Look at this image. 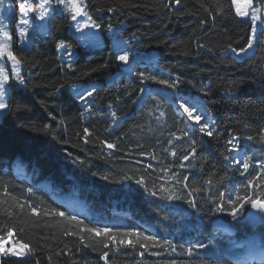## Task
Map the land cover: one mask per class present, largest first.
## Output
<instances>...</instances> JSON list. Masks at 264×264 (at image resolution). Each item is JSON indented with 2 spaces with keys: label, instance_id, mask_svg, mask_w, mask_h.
Segmentation results:
<instances>
[{
  "label": "trees",
  "instance_id": "obj_1",
  "mask_svg": "<svg viewBox=\"0 0 264 264\" xmlns=\"http://www.w3.org/2000/svg\"><path fill=\"white\" fill-rule=\"evenodd\" d=\"M7 2L0 0V33L10 30L11 50L27 86L8 65L10 107L0 117V235L13 228L15 238L28 243L30 251L25 258L0 257V264H104L99 252L81 244V235L84 244L90 242L87 234L63 235L58 227L63 218L34 215L32 206L70 212L83 222L80 227L135 229L176 247L175 253L150 247L141 256L144 250L138 245H110L109 264H264V252L243 262L227 256L219 246L224 241L211 232L213 225L186 202L149 196L134 180L112 183L91 174L110 173L119 179V169H140L137 178L144 175L149 186L168 189L177 186L176 177L187 176L190 188L185 191L203 187L201 181L214 164L217 175H223L221 155L230 134L240 135L245 126L252 131L264 126V27L256 32L252 52L236 58L230 48H247L252 25L236 15L232 0H83L102 25L99 48L83 46L62 9L51 11L46 35L36 31L26 47L15 28L18 12L8 20L1 11ZM254 4L264 9V0ZM113 33L131 49L128 65L112 54ZM59 41L70 45L63 55ZM129 66L132 71L126 72ZM140 73L183 81L170 88L177 101L162 99L155 87H169L141 80ZM56 88L59 91L52 94ZM77 88L92 91V96L86 93V100L80 101ZM187 101L192 106L201 103L214 115L217 130L206 147L193 125L188 137L197 141V154L189 162L192 167L182 169L178 165L189 141L181 129L188 131L192 123L179 105ZM85 139L92 142L85 144ZM77 143L81 147L73 146ZM107 143L116 147L108 149ZM72 157L85 161L84 168ZM228 176L218 189L236 183L233 169ZM230 228L227 237L257 238L264 248V224L255 230L238 223ZM192 243L206 247L188 256Z\"/></svg>",
  "mask_w": 264,
  "mask_h": 264
},
{
  "label": "snow or ice",
  "instance_id": "obj_2",
  "mask_svg": "<svg viewBox=\"0 0 264 264\" xmlns=\"http://www.w3.org/2000/svg\"><path fill=\"white\" fill-rule=\"evenodd\" d=\"M180 0H176V3H179ZM233 5L235 6V12L237 16L245 17L249 15L248 9L252 6V0H232ZM62 9L64 13L68 14V18L73 22V27L77 32H81L83 29H101L102 25L93 19V16L87 10V6L83 3V0H38V2H32V0H20L18 4L19 13L23 17H29L33 14L43 21L47 16L50 15L51 11H58ZM112 11V9H109ZM260 9H253L250 22L252 25V36L247 42V48L241 47L239 50L235 48H230V51L236 58H239L241 55L246 54L249 49L253 48V42L256 40V31L257 27H264V19H260L257 13ZM259 20V25L257 21ZM19 36L24 38L28 29L31 26L29 19H22L20 21ZM111 32V26L108 29ZM116 33H113L114 39L112 44L113 55L115 60L120 62L123 65L129 64V52L130 48L127 47V42L120 41L116 39ZM3 36L8 38V42L0 41V57H7L8 59L14 62V65L18 63L16 58L11 50V36L8 31H3ZM98 34L95 32L89 33L91 38L92 47H100V41L97 39ZM57 48L61 50H67L70 48V45L66 44L64 41H59L57 43ZM127 48V50H124ZM71 67V65H69ZM131 66L126 69V72H131ZM16 76L21 85H25V78L20 75L19 71H16ZM141 80H152L160 85H165L169 88L175 89L179 83L183 81L176 79H160L153 76H145L143 73L139 74ZM8 75H0V97L5 94V82L8 81ZM59 91V88L54 89L52 94H55ZM143 91V89H141ZM201 92H204L205 89L202 87ZM87 96H92V91L87 92ZM75 97L80 101H85L86 97L79 90H76ZM91 102L88 101L85 104V108L90 106ZM10 105L0 101V110H8ZM180 108L183 109V112L187 114V117L193 124L187 125L188 131L181 129V132L184 136L188 137V132L193 130V125L198 126V131L204 136L212 137L214 131V121L211 120V117H208V120L201 123L202 116L194 115L196 111L195 108L186 106L185 104H180ZM115 115V114H113ZM161 116L164 115L163 112L160 113ZM55 119V117H52ZM64 121H60V124L63 125ZM45 131H48L47 126H45ZM79 135V134H77ZM84 136L89 137L90 133L88 128H84ZM56 138V137H54ZM237 142H233V139H228L224 144V152L222 153L223 161L227 162L222 167L224 169L223 175H217V165H212L213 171H211L205 179L201 181L203 187H192L191 190L185 191V189L190 188L188 177L184 176L182 179L176 177V187L171 189L158 187L155 184L149 186L145 181L144 175H139L137 178V173L140 169L132 168H123L118 171L122 173L119 179H116L110 173H97L93 172L92 175H99L100 179L112 182V183H124L131 182L134 180L135 184L143 188L144 192L149 196L158 197L167 201H184L191 208L195 209L198 213L211 218L212 216L218 213H224L229 215L232 219H236L245 205H250L254 209H259L264 211V185H261V190L256 192L255 189L257 185H260L261 180H264V159H262L258 165L253 166L251 163L250 157L242 152L238 138ZM248 139H252L248 137ZM188 151L186 154H183L180 159L181 163L178 165L179 168L189 167L191 168V163L185 164L184 161H189L190 156L195 157L197 154V141L188 137ZM65 143L67 141H64ZM89 139H85L84 143H90ZM103 144V141H100ZM171 143V141H169ZM74 147H81L80 144H74ZM108 149H113L116 147L113 143H107ZM168 151V149H165ZM145 153H141L144 155ZM173 157L177 156L176 151H171L170 153ZM71 157L72 154L68 153ZM112 155V153H110ZM155 158V157H153ZM72 162L81 168H84L85 161L81 160L79 157H72ZM151 168V165L148 166ZM258 167L260 172H250V168ZM232 169H236L241 176L247 175V183L242 184L236 187H233L231 191L225 190L220 191L218 186L225 184L229 180L228 172ZM132 174L129 175L128 173ZM249 188L253 189L252 194L249 195ZM197 193H203L201 196H196ZM243 193V194H242ZM195 197V198H193ZM259 197V198H257ZM31 212L34 215H53L54 217L63 218L58 227L62 229L63 235H76V234H87V239L90 241L87 244H84L85 236H80V241L83 247L90 248L93 252H99L100 260L104 261V264H109V253L112 251V247L128 246L136 248L137 245L141 251L139 254L143 256L145 252L148 251L150 247H159L161 252L171 250V252H176V247L167 239L161 240L155 234H146L145 232L138 231L135 229H114L110 227H89L84 225L80 227L83 223L78 219L76 215H72L70 212L66 215L65 210L58 209H41L38 210L36 206L31 207ZM69 226H74L71 231H69ZM221 229H215L216 233H219ZM223 231H227L224 229ZM16 233L13 228H7L6 232L3 235H0V257L6 256H23L26 251H30V246L28 243H25L22 239L15 238ZM96 237H102L100 240H96ZM94 241V242H93ZM211 243V240H210ZM206 245L200 243H192L187 247L186 252L188 256H192L193 252L196 249L205 248ZM183 248V245H181ZM161 252H152L151 255L158 256ZM170 264H177L176 260H172Z\"/></svg>",
  "mask_w": 264,
  "mask_h": 264
},
{
  "label": "rangeland",
  "instance_id": "obj_3",
  "mask_svg": "<svg viewBox=\"0 0 264 264\" xmlns=\"http://www.w3.org/2000/svg\"><path fill=\"white\" fill-rule=\"evenodd\" d=\"M38 2V0H32V2ZM20 2V0H19ZM18 4L17 2L14 3L13 5V14L12 17L14 16V14L16 12H18V22L16 24V32L19 35V28H20V21L22 19H29V23H30V27L28 29V33L24 38H20V41L22 43L23 46L29 47V45L32 42L33 36L34 34L37 32H39L41 35L45 36L47 33V27H48V19L51 15V10H50V15L47 16L43 21L39 20L35 14L29 17H23L18 10ZM258 7L255 6L254 4V0H252V6L248 9L249 15L245 16V17H240L239 18L241 20H244L246 22H250V16L252 13L253 9H257ZM260 9V11L257 13V15L260 17V19H264V9L262 8H258ZM1 11L5 16L8 15V9L6 6H1ZM3 17V18H4ZM257 24L259 25V20L257 21ZM263 27H257V31L259 32ZM8 32L10 33L11 39H12V35L10 30L8 29ZM95 32L98 34L97 39H99L100 44L102 45V38L100 36V32L99 29H83L81 32H77V34L79 35L81 42L83 44V46L87 47V48H91V49H96L99 47H92L91 45V38L89 37V33ZM0 41H4V42H8V38L7 37H2L0 38ZM252 49H249V52H252ZM61 53L63 55V51L61 50ZM11 66L12 69L15 71H19L20 72V68L18 64L14 65V62L10 59H8L6 56L5 57H0V75H8L9 77V72H8V67L7 66ZM16 79L18 80L17 76ZM5 94L0 97V101L4 102L7 104V98H8V94H9V90H10V77L8 79V81L5 82ZM76 90H79L81 93H83L84 95L87 93L85 88H77L74 91L76 92ZM186 106L191 107L192 105H190V102L187 101ZM199 104L197 102L194 103L193 108L196 109V111L194 112V115H201L202 119H205V115L202 112V110H198L199 109ZM6 110H0V117L3 116L5 114ZM232 230H228L226 233L224 232L223 235L221 234H217V237L222 238V240L224 241L225 245L222 246L221 244L219 245L221 250L229 257H232L236 260H239L241 262L247 260L249 257H253V256H259L261 254V252H264V248L259 245L258 243V239L257 238H252L250 240H243V241H235L227 236H229L231 234ZM222 236V237H221ZM15 257H19V258H25L27 257V253L25 252V254L23 256H15Z\"/></svg>",
  "mask_w": 264,
  "mask_h": 264
},
{
  "label": "flooded vegetation",
  "instance_id": "obj_4",
  "mask_svg": "<svg viewBox=\"0 0 264 264\" xmlns=\"http://www.w3.org/2000/svg\"><path fill=\"white\" fill-rule=\"evenodd\" d=\"M177 97H178V95L176 94L175 97H172L170 100L175 102V101H177ZM161 98L166 99L162 96H161ZM199 105L200 106H199L198 110H202V112L205 115V119H202L201 123L207 121L208 117H211V120L214 121V131H213L212 137L204 136L202 133H199V135H198L200 137L201 143L204 146L208 147L214 141V132L217 130L216 124H215V118H214V115L209 114L204 109V106L201 103ZM192 108H193V106H192ZM190 122L193 124L192 121H190ZM194 127H196L198 129V126L194 125ZM194 134L195 133H192L191 136H193ZM248 137H251L252 139H248ZM235 138H238V143H239V147H240L241 151L245 152L250 157L251 163L253 166L258 165L259 162L262 159H264V126L261 127L260 129L256 130V131H252L248 126L247 127L245 126L244 132L242 131L241 134L238 136L235 135L234 133H231L228 139H233V142H237V139H235ZM210 151H211V148H210ZM223 152H224V146H223L222 153ZM191 159H192V157L190 156V160ZM221 159H222V155H221ZM190 160L184 161L183 163H185L187 165V164H189ZM224 163L226 164L227 162L224 161ZM233 171H234V174L236 175V177H235L236 183L232 184L231 186H225L219 190L231 191V189L233 187L247 183V175L241 176L236 169H233ZM249 171L255 173V172H260L261 170L258 167H255V168H250ZM261 185H264V180H261L260 185H257V187L255 189L256 192H259L261 190ZM252 191H253V189L249 188V195L252 194ZM257 198H259V197H257ZM253 211H254V208H252L250 205H245V207L242 209L240 215L236 219H232L229 215L224 214V213H218V214L212 216L211 218H208L206 216V218H207L208 222H210L213 225L212 230L217 229V228L221 229V231L219 233H216L214 230L211 232H214L215 234L223 235L224 232L226 233L228 230L231 229L230 224H232V223H238V224H244V225L251 226V213ZM224 229H227V231H223Z\"/></svg>",
  "mask_w": 264,
  "mask_h": 264
},
{
  "label": "water",
  "instance_id": "obj_5",
  "mask_svg": "<svg viewBox=\"0 0 264 264\" xmlns=\"http://www.w3.org/2000/svg\"><path fill=\"white\" fill-rule=\"evenodd\" d=\"M155 91L164 98L175 97V91L170 88H165L161 86H156ZM264 223V211L259 209H254L251 213V227L253 230L257 229L259 226Z\"/></svg>",
  "mask_w": 264,
  "mask_h": 264
},
{
  "label": "built area",
  "instance_id": "obj_6",
  "mask_svg": "<svg viewBox=\"0 0 264 264\" xmlns=\"http://www.w3.org/2000/svg\"><path fill=\"white\" fill-rule=\"evenodd\" d=\"M7 7H8V16L6 19L10 20L12 18V14H13V4L11 3L10 0H8L7 2ZM0 36L3 37V31H1Z\"/></svg>",
  "mask_w": 264,
  "mask_h": 264
}]
</instances>
